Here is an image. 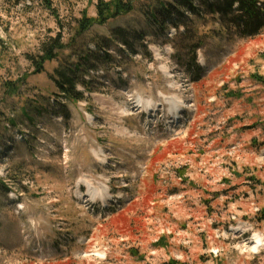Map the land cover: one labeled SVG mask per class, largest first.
<instances>
[{
	"label": "rangeland",
	"instance_id": "rangeland-1",
	"mask_svg": "<svg viewBox=\"0 0 264 264\" xmlns=\"http://www.w3.org/2000/svg\"><path fill=\"white\" fill-rule=\"evenodd\" d=\"M133 1L75 36L97 0H0V264H264V27Z\"/></svg>",
	"mask_w": 264,
	"mask_h": 264
},
{
	"label": "trees",
	"instance_id": "trees-1",
	"mask_svg": "<svg viewBox=\"0 0 264 264\" xmlns=\"http://www.w3.org/2000/svg\"><path fill=\"white\" fill-rule=\"evenodd\" d=\"M48 3V0H45ZM184 2L185 6L191 10H196L191 0H178L179 3ZM207 9L213 16L221 21L226 19L232 28L238 30L243 35H253L258 33L264 27V0H205ZM159 7L162 11L165 20L172 16L171 11H176L174 7L168 3L159 1ZM96 16H87L84 10L81 11L80 17L76 20L75 36H79L94 24H104L109 19L119 15H125L134 9L133 0H97L95 3ZM180 12L179 10H177ZM150 16L157 17L156 9L149 11ZM175 24V21H170ZM222 24V23H221ZM223 25V24H222ZM63 48L61 37L56 35L49 37L47 42H43L40 47V54L35 58L31 55L27 59L32 63L34 73L41 72L44 69V64L53 60L58 55V51ZM62 79H65V74L58 71ZM57 77V86L61 95L67 99H79L80 95L74 93L73 84L68 79L62 80ZM67 82V83H65ZM264 82V81H262Z\"/></svg>",
	"mask_w": 264,
	"mask_h": 264
},
{
	"label": "bare ground",
	"instance_id": "bare-ground-1",
	"mask_svg": "<svg viewBox=\"0 0 264 264\" xmlns=\"http://www.w3.org/2000/svg\"><path fill=\"white\" fill-rule=\"evenodd\" d=\"M164 99H165V102L168 103V107H169L168 110H170V111L178 110V109H180L182 107H185V103H184V101L181 100L180 97H174L173 98V97L164 96ZM137 102H138L137 106H143V107L144 106H148L149 107L151 105L152 106L155 105L153 101H151V100L150 101L149 100H143L141 97H138ZM122 111L126 112V110H122ZM94 153H95L96 156H98V152L97 151H95ZM85 183L87 185V193H88V195H89V197L91 199H97L98 197H101L102 199L107 200V198L110 196V194L105 189L96 188V187H94L92 184H90L88 182H85ZM240 230L243 231L244 228H238L237 227L234 231H240ZM263 240H264V237L262 235L254 233L253 240H251L254 243V244L252 243L253 244L252 250L256 249L257 252L260 251V248L263 245ZM237 243H240V242H237ZM242 247L243 246L241 244H236V248L240 249ZM240 250L244 251L243 248L240 249Z\"/></svg>",
	"mask_w": 264,
	"mask_h": 264
}]
</instances>
